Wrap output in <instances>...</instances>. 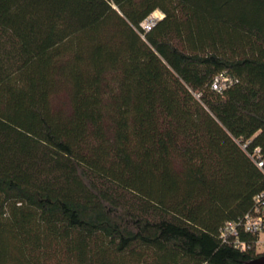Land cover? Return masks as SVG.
<instances>
[{"label":"trees","instance_id":"1","mask_svg":"<svg viewBox=\"0 0 264 264\" xmlns=\"http://www.w3.org/2000/svg\"><path fill=\"white\" fill-rule=\"evenodd\" d=\"M257 148L264 0H0V264H246Z\"/></svg>","mask_w":264,"mask_h":264},{"label":"built area","instance_id":"2","mask_svg":"<svg viewBox=\"0 0 264 264\" xmlns=\"http://www.w3.org/2000/svg\"><path fill=\"white\" fill-rule=\"evenodd\" d=\"M159 20L160 18H155L152 14L141 24V27L144 31L148 32ZM228 80V78L223 76L217 77L213 88L220 91L226 86ZM259 153L260 149L257 148L250 157L260 169H263L264 162ZM244 234L256 236L257 240L255 241V245L257 246V252L261 247H263V251H259L258 253L264 252V240L261 238L264 235V192L254 197V205L250 212L236 220L226 221L220 230L219 237L223 244L230 245L241 251H246L251 245L242 239V235Z\"/></svg>","mask_w":264,"mask_h":264},{"label":"water","instance_id":"3","mask_svg":"<svg viewBox=\"0 0 264 264\" xmlns=\"http://www.w3.org/2000/svg\"><path fill=\"white\" fill-rule=\"evenodd\" d=\"M246 264H264V255H261L256 259L246 262Z\"/></svg>","mask_w":264,"mask_h":264},{"label":"crops","instance_id":"4","mask_svg":"<svg viewBox=\"0 0 264 264\" xmlns=\"http://www.w3.org/2000/svg\"><path fill=\"white\" fill-rule=\"evenodd\" d=\"M153 14H159V18H160V20H162L163 18H164V14L161 12V11H159V10H157V11H155ZM159 20V21H160Z\"/></svg>","mask_w":264,"mask_h":264},{"label":"rangeland","instance_id":"5","mask_svg":"<svg viewBox=\"0 0 264 264\" xmlns=\"http://www.w3.org/2000/svg\"><path fill=\"white\" fill-rule=\"evenodd\" d=\"M153 15H154V14H153ZM261 238L264 240V235H262ZM259 251H260V252L263 251V247H261V248L259 249ZM259 251H258V252H259Z\"/></svg>","mask_w":264,"mask_h":264},{"label":"bare ground","instance_id":"6","mask_svg":"<svg viewBox=\"0 0 264 264\" xmlns=\"http://www.w3.org/2000/svg\"><path fill=\"white\" fill-rule=\"evenodd\" d=\"M154 17L155 18H159V14H154Z\"/></svg>","mask_w":264,"mask_h":264}]
</instances>
